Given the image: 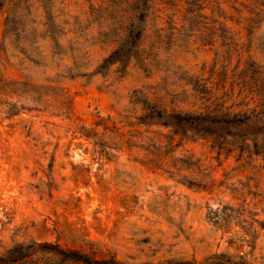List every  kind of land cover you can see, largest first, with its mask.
I'll list each match as a JSON object with an SVG mask.
<instances>
[{
  "label": "rangeland",
  "instance_id": "obj_1",
  "mask_svg": "<svg viewBox=\"0 0 264 264\" xmlns=\"http://www.w3.org/2000/svg\"><path fill=\"white\" fill-rule=\"evenodd\" d=\"M41 1L0 8V256L52 242L111 264H264V159L151 125L255 105V0H152L138 59L102 68L109 5Z\"/></svg>",
  "mask_w": 264,
  "mask_h": 264
},
{
  "label": "trees",
  "instance_id": "obj_2",
  "mask_svg": "<svg viewBox=\"0 0 264 264\" xmlns=\"http://www.w3.org/2000/svg\"><path fill=\"white\" fill-rule=\"evenodd\" d=\"M19 0H0V8L7 3L16 4ZM44 3V0H42ZM41 1V2H42ZM152 0H104L105 5L113 13H110L109 28L106 35L117 37L116 47L110 54L103 58L99 68L107 65L120 64L126 66L132 59H138L141 52L142 39L146 32V20L151 9ZM194 4H197L199 0ZM262 0H255L257 16L264 12ZM187 3L190 1L186 0ZM167 3V2H166ZM165 3V4H166ZM46 4V3H44ZM168 4V3H167ZM164 10V6H162ZM160 11V9H157ZM156 9L154 8L153 12ZM50 19L51 14L47 12ZM162 19V16H157ZM16 20V17H15ZM8 21V20H7ZM254 80V77L252 78ZM259 83L253 90L254 106L235 111L230 108L226 111L216 112H181L178 110H151V125H161L171 128L172 133L177 135H188L190 133L206 134L218 140H231L228 143L234 150L262 157L264 159V87ZM159 107V108H158ZM153 111V112H152ZM158 118V119H153ZM224 145V143H221ZM39 251L52 252L62 256L66 261H79L84 264H111L114 261L91 259L87 255L52 242L33 243L30 246L15 245L0 256V264H56L54 259H43L37 253Z\"/></svg>",
  "mask_w": 264,
  "mask_h": 264
}]
</instances>
